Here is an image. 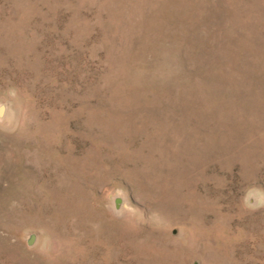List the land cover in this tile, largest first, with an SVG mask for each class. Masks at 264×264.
I'll return each instance as SVG.
<instances>
[{"label":"rangeland","instance_id":"obj_1","mask_svg":"<svg viewBox=\"0 0 264 264\" xmlns=\"http://www.w3.org/2000/svg\"><path fill=\"white\" fill-rule=\"evenodd\" d=\"M0 264H264V0H0Z\"/></svg>","mask_w":264,"mask_h":264}]
</instances>
